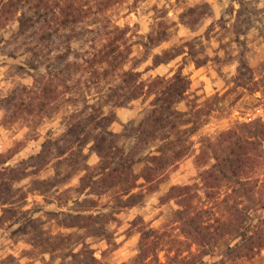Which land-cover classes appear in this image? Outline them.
<instances>
[{"label": "clouds", "instance_id": "obj_1", "mask_svg": "<svg viewBox=\"0 0 264 264\" xmlns=\"http://www.w3.org/2000/svg\"><path fill=\"white\" fill-rule=\"evenodd\" d=\"M38 3L0 0V264H264V0Z\"/></svg>", "mask_w": 264, "mask_h": 264}, {"label": "trees", "instance_id": "obj_2", "mask_svg": "<svg viewBox=\"0 0 264 264\" xmlns=\"http://www.w3.org/2000/svg\"><path fill=\"white\" fill-rule=\"evenodd\" d=\"M17 2H19V0H17ZM50 2L51 0H39V3L37 5V7H43L46 10L50 11ZM67 11V17L66 19H70L73 18L75 13H79V9L74 8L72 6V0H69V4H68V8L66 9ZM123 40V34H117L115 39L112 41L106 56L104 57V59H108L109 57H112L114 54H116L118 52V41H122ZM117 60H120L121 57L117 56L116 57ZM127 82H131V78L127 81ZM179 85H183V82L180 81ZM238 86H242L243 85H238ZM155 87V85L153 86ZM183 87L187 88L186 85H183ZM177 95H182V92H180L179 86L178 85H173L172 88H170L167 92L163 93V105L167 106L170 105V103L175 99V97ZM164 111H167V107L163 108ZM158 123H163V124H167L169 123V121H167L166 119L161 120L158 118ZM104 144H108L109 142L107 140L103 141ZM238 150L240 153L245 152V147L240 145L238 146ZM108 154L112 155L111 153V148L107 149ZM233 153H235L237 151V149H233L232 150ZM238 159V158H237ZM236 161L229 159L227 157H225L223 160H221V173L223 175V177L225 179L228 178V170L231 169L232 165L235 164ZM152 170L150 169L149 172H151ZM233 175H235V172L233 171ZM89 183L88 180L85 181V184ZM134 183V181L132 180V178L128 175V167L127 166H122L119 167L117 169H114L111 173H109L104 181V187H117L121 184H132ZM208 184L209 186L212 187H219L221 185V180L219 177L216 176H210L208 177ZM96 190V189H94ZM216 193H214L213 195H215ZM194 199V197L192 196H187L185 199V203L188 206L186 209V213L184 214L182 223H183V228L181 229L182 232L186 233L187 235H193V234H197L199 235L201 238L203 239H208V235L206 233H208L213 227V224H209L208 228L205 229H201L200 228V222L202 221V218L200 216L199 212H196L194 216H189V213H193L194 212V208L191 205V200ZM118 203H120V201L117 199ZM225 203H227V199H225L224 201ZM96 220H93L90 217H78L75 218L71 221V225L74 226H80V227H86L89 228L90 230L92 229V226L94 223H96ZM220 221L217 218L215 221V225H219ZM215 231L219 232L220 228L216 227ZM151 233H146L145 234V241H149L152 238ZM162 236L157 237L158 241H162ZM160 245L159 243H157L156 241H153L150 245H147V254L151 255L154 249L159 248ZM249 251H251V245H249ZM147 258V257H145ZM153 264H159V257L157 255L156 260L153 262ZM172 264H183L182 261H179L178 259H173Z\"/></svg>", "mask_w": 264, "mask_h": 264}, {"label": "rangeland", "instance_id": "obj_3", "mask_svg": "<svg viewBox=\"0 0 264 264\" xmlns=\"http://www.w3.org/2000/svg\"><path fill=\"white\" fill-rule=\"evenodd\" d=\"M238 88L242 87V86H237ZM219 193L217 192L215 195H218ZM215 195H213L212 197H210V199H214ZM11 192H10V188H9V185L4 182V179H3V175L0 174V199H4L5 202L8 200V199H11ZM118 203V201H117ZM119 204V203H118ZM6 215H15L14 212H8L6 211ZM211 215H213V213H210V212H204V213H200V216L202 218V220H204V218L207 216V217H210ZM216 221V220H215ZM208 225L209 224H213V222L211 220H208L207 221ZM33 227H36L35 224L32 225ZM167 234H165L166 236ZM165 236H162V241L165 239ZM161 241V242H162ZM160 245V244H159ZM159 257V256H158Z\"/></svg>", "mask_w": 264, "mask_h": 264}]
</instances>
